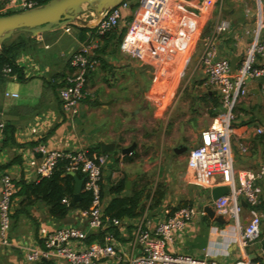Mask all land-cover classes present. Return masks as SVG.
Wrapping results in <instances>:
<instances>
[{"label":"crops","instance_id":"crops-1","mask_svg":"<svg viewBox=\"0 0 264 264\" xmlns=\"http://www.w3.org/2000/svg\"><path fill=\"white\" fill-rule=\"evenodd\" d=\"M127 1L129 8L122 12L118 26L96 38L99 64L87 75L89 96L80 103L77 115L80 118L83 112L98 125L97 135L89 139L84 132L86 121L79 128L62 114L58 90L72 71L70 53L90 40L91 32L82 35L67 24L70 30L59 28L63 35L51 40L41 34L19 35L30 42V48L15 59L21 75L0 76V176L8 173L16 187L8 244H0V264H65L58 259H25L21 246L40 244V229L54 231L75 226L87 232L85 243L98 239L97 231L88 229L79 209L70 210L61 219L53 218L42 201L27 204L28 199L19 192L21 182L35 181L28 162L37 158L34 150L39 143L60 151L99 148L100 153L95 155L107 156L100 184L103 208L116 196L138 197L139 215L124 217L118 226L107 229L113 236L116 256L99 264H127L128 258L140 252L136 230L142 227L152 231L182 206L208 205L214 216L219 215L206 198L212 189L201 190L194 185L186 165L188 152L198 142L200 132L210 127L221 111L218 94L205 84L200 65L202 38L212 36L217 55L229 61L235 59L236 68L257 31L260 30V39L264 36V0H169L166 15H172L174 26L169 46L157 45L161 52L159 65L149 64L121 48L126 39L136 45L134 19L140 0ZM8 13L11 11L6 0H0V15ZM88 20L91 23L94 19L91 16ZM220 22H225L227 29L215 33ZM255 64L264 65V53L256 55ZM159 72L162 77H158ZM157 80L160 86L153 93ZM246 86L247 94L236 104L232 122V168L236 174L256 169L264 161V78L248 80ZM185 87L188 90L184 96ZM201 103L205 106L202 112L201 108L197 110ZM44 115L51 118L50 123L31 134L30 125ZM6 127L13 128L12 143L5 141ZM257 128H262L263 133L257 134ZM100 143L113 145L108 151L113 155L102 152ZM129 146H133L132 150L124 152ZM182 146L187 151H174ZM161 165L162 173L158 172ZM121 181L123 190L110 192ZM254 188L260 201L255 209L261 215V224L260 234L252 244L240 248L235 243L232 219L222 216L224 222H216L205 214L176 232L167 251L219 264L242 259L264 264V178L256 181ZM241 204L237 223L244 226L250 214L249 207Z\"/></svg>","mask_w":264,"mask_h":264},{"label":"built area","instance_id":"built-area-1","mask_svg":"<svg viewBox=\"0 0 264 264\" xmlns=\"http://www.w3.org/2000/svg\"><path fill=\"white\" fill-rule=\"evenodd\" d=\"M169 0H140L139 10L134 19L135 44L128 43L129 39L121 44L130 54L146 60L147 63L159 65L161 63L157 45L169 46L172 37L174 19L167 14ZM11 13L19 12L38 6L37 0H6ZM129 8L127 0L118 6L103 12L101 20L96 25L97 36H101L118 26L122 12ZM86 12V13H85ZM88 12V14H87ZM93 11H83L81 18L89 21ZM93 21V20H92ZM262 21L264 22V12ZM78 24V23H77ZM227 29L225 22H220L214 28L215 33ZM64 30L68 32L69 26ZM256 39L246 49L239 65L231 69L229 59L219 57L211 37L202 38V53L200 65L205 77V84L215 89L219 96L221 111L216 115L213 124L203 129L199 134L198 142L193 146L187 157V170L190 172L191 182L198 188L210 191L220 184L227 188V192L209 205L219 215L232 219L235 223V243L240 248L252 244L260 234L261 215L256 211L260 203L255 191V182L264 178V161L253 170L234 173L232 168L233 152L231 138L234 132L232 122L235 118L236 104L247 94L246 82L252 79L264 78V65H256V55L264 53V36ZM96 40H88L69 55V64L72 71L62 81L58 90L62 114L66 117L77 116L80 103L89 96L87 89V75L99 64L95 55ZM17 65V63H16ZM6 75L15 76L11 67L3 68ZM264 93V88L262 89ZM8 95V93H6ZM17 97V94H11ZM49 116H38L28 131L37 133L45 124L50 123ZM52 122V121H51ZM3 124H0V128ZM257 134H262V128H257ZM37 158L31 159L28 166L33 169L35 181L48 179L58 162H65L68 173L77 172L83 175V190L91 194V203L87 210H80L85 216L89 230L104 233L103 241L85 243L87 232L75 226H66L54 231L40 229L39 236L42 242L29 247L22 245L25 259L29 262L47 259H58L65 264H99L102 260L116 256L113 236L107 229L118 226L119 220L104 214L101 197L102 168L108 158L104 155H89L85 148L60 151L49 149L46 144L39 143L34 150ZM15 184L8 173L0 176V244H8L7 235L10 229L11 207ZM66 202V200H64ZM244 202L249 207L250 218L244 226L237 223L238 216ZM203 208L196 206H182L169 217L158 222L152 231L139 227L136 230L135 240L141 246L137 255L131 256L127 264H219L215 261H205L187 254H175L167 251V244L173 239L176 232L182 231L196 216L205 215ZM233 264H259L256 261L242 259Z\"/></svg>","mask_w":264,"mask_h":264},{"label":"trees","instance_id":"trees-1","mask_svg":"<svg viewBox=\"0 0 264 264\" xmlns=\"http://www.w3.org/2000/svg\"><path fill=\"white\" fill-rule=\"evenodd\" d=\"M38 6L44 4L47 0H37ZM11 14V13H8ZM81 29H87L82 27ZM14 35V34H13ZM11 36L5 40L0 47V76L3 73V68L11 67L12 72L21 75V70L16 66L15 59L22 53L26 46L30 47V42L20 37ZM20 77V76H19ZM13 128L6 127L3 129V135L6 142L12 143ZM99 149V148H98ZM89 155L94 157L91 150ZM77 178L82 179L83 175L79 172L75 174ZM74 184L75 179L65 169V162H58L53 174L48 179H41L32 183H20L19 192L28 199V203H33L35 200L42 201L47 207L48 214L57 219L65 217V215L73 209L87 210L91 203V194L81 188L78 201H74ZM123 190V182H119L115 187L110 189V192L119 193ZM102 197V189H101ZM138 197L136 195L130 197L116 196L104 208V214L110 218L118 220L128 217L133 218L139 215ZM66 200V202H64ZM97 241L102 242L104 233L99 231ZM93 237H89L92 240ZM90 244V243H89Z\"/></svg>","mask_w":264,"mask_h":264},{"label":"water","instance_id":"water-1","mask_svg":"<svg viewBox=\"0 0 264 264\" xmlns=\"http://www.w3.org/2000/svg\"><path fill=\"white\" fill-rule=\"evenodd\" d=\"M124 0H47L44 4L35 8L14 12L11 14L0 15V47L1 44L9 39L13 34L27 32L31 35H38L44 32L53 31L66 26L69 23H78L85 27H95L101 20L104 11L118 6ZM93 11L94 20L89 23L81 18L84 11L83 7ZM231 69L235 68V59L230 61ZM133 146L125 148L124 152H130ZM102 152H108L113 149V145L100 143ZM186 146L176 148V153L187 151ZM75 179L74 184V201H78L83 184V179L70 172ZM127 186V184H126ZM227 192L224 186L213 188L207 194V200H215ZM204 211L209 218L216 222H224L221 215L214 216V212L208 205L204 206Z\"/></svg>","mask_w":264,"mask_h":264},{"label":"rangeland","instance_id":"rangeland-1","mask_svg":"<svg viewBox=\"0 0 264 264\" xmlns=\"http://www.w3.org/2000/svg\"><path fill=\"white\" fill-rule=\"evenodd\" d=\"M136 1V0H135ZM84 8V10L85 11H87L88 9L84 6L83 7ZM69 25H71V27L73 28V31L74 32H76L77 30H79L80 32H81V34L82 35H84L85 33H87L88 31L89 32H91V35H90V37H92L90 40H96V38L97 37H99V36H97V28H96V26L95 27H86L87 29L85 30V29H81L83 26L82 25H80V24H77V23H74V22H72V23H69ZM20 34H23V35H31L30 33H27V32H19V33H15L13 36L14 37H19V35ZM41 35H43V36H45L46 38H48V39H52L53 37H57V36H60V35H63L62 34V31L61 30H58V29H56V30H53V31H48V32H44V33H41ZM21 38V37H20ZM64 38H66V37H64ZM30 47L27 45L26 46V51L29 49ZM34 59V58H33ZM61 66V65H60ZM192 66V64L191 65H189V67H188V71L190 70V67ZM188 71H186V75H187V73H188ZM161 74L162 73H160L159 72V74H158V77H159V75H160V77H162L161 76ZM145 84H146V86L148 85V82L146 83L145 82ZM183 84V83H182ZM157 86H160V84H159V81L157 80V82L155 83V88L157 87ZM154 88V89H155ZM156 90H158V88H156L155 90H154V92L153 93H155V91ZM187 90H188V88H184V93H183V95L185 96V94H186V92H187ZM158 94V93H157ZM219 97V96H218ZM184 100H186V98L184 97ZM183 100V101H184ZM189 106H190V100H189ZM205 106L204 105H202V103L199 105V107H197V110H199L200 108V111L202 112V110H203V108H204ZM85 115H84V113L83 112H81V117L80 118H77V116H73V117H71V116H68L67 117V119L68 120H71L72 122V124L73 125H75V126H79V128H81V126L82 125H84V122H83V120L84 121H86V123H88L87 125H86V128L84 129V132H85V137L87 138V139H89V138H92V137H95L96 135H97V133H98V125H94L93 124V122H92V120H91V118L89 119L88 117H84ZM147 117H149V115H147ZM147 117H146V119H147ZM195 120V119H194ZM262 121H263V118H262ZM264 122V121H263ZM194 122H191V124H193ZM188 144L190 143V142H187ZM88 150H91L92 151V153H94V154H99L100 152L98 151V149L97 148H91V149H88ZM98 151V152H97ZM107 154L108 155H110L111 153H108L107 152ZM113 154H111L110 156H112ZM163 155L165 156V151H163ZM179 166V165H178ZM158 172H163V165H161V167H159L158 168ZM202 190V189H201ZM40 243H41V245H42V242L40 241Z\"/></svg>","mask_w":264,"mask_h":264}]
</instances>
